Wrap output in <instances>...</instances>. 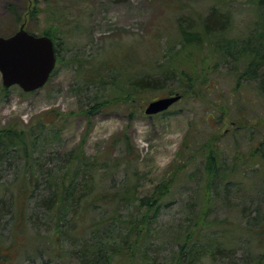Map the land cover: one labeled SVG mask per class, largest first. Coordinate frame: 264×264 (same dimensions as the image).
<instances>
[{
    "label": "rangeland",
    "instance_id": "1",
    "mask_svg": "<svg viewBox=\"0 0 264 264\" xmlns=\"http://www.w3.org/2000/svg\"><path fill=\"white\" fill-rule=\"evenodd\" d=\"M253 1L0 0V36H10L24 26L31 33L51 37L58 50L54 74L43 88L34 92L25 93L18 86L5 89L0 72V129L32 132L36 139L31 145L32 135L26 138L30 149L27 157L10 154L0 163V208L7 214L0 223V246L7 248L13 241L28 243L21 250L27 255L19 256L15 264H77V252H71L79 245V239L72 235L60 236L66 222L75 223V215L56 210L52 213L37 207L36 203L38 198L46 196L55 181L61 186L73 175L82 181L85 173L86 178L92 177L90 187L104 186L112 192L123 188L127 181L132 184L131 192L137 190L138 195L144 196L153 193L157 186L172 184L158 215L151 217L148 237L142 243L141 263L137 260L135 264L176 262L180 243L175 241V235L193 223L203 208L206 194L205 163L199 160L204 152L199 151L195 157L198 160H194L197 163L184 171L181 167L190 151L189 144L186 149L185 143L190 132L201 143H209L215 129L211 122L206 123L208 112L221 113L225 120L220 140L224 168L231 169L234 158H239L238 162L244 166L241 176L245 178L240 187L234 184L238 181H232L222 196L223 185L216 188L220 196L214 194V189L212 216L227 219L228 226L232 227H236L240 218L247 221L256 216V209H260V218H263L264 169L259 162L248 159L252 137L247 130L255 124L254 117L249 119L248 115L245 119L243 113L255 110L264 115V96L259 98L255 83L238 86L226 60L221 59L217 69H210L219 53L215 43L209 46L205 42L201 48L204 64L197 69V76L193 75L194 93L185 94L167 112L148 116L145 109L152 101L170 96L171 91L182 92L187 83L178 81V76L165 84V90L137 94L131 102H121L122 96H116L133 77L157 73L167 67L172 55L181 48L180 25H197L214 10L213 14L220 15L229 29V36L244 34L256 21ZM124 58L131 60V69H122ZM119 67L115 86L104 75ZM93 71L98 77L91 81ZM200 71L207 77L200 76ZM207 78H218L220 83L217 90L211 91L259 101L244 111L242 104L240 109L217 105L207 94L209 90L205 87L209 83L204 81ZM199 79L201 84L197 83ZM76 150L77 154L83 153L82 160L88 166L79 159L72 163L66 159ZM49 170H52V179L47 177ZM223 180L226 184V179ZM239 189L250 200L244 199L245 193ZM23 191H29L26 193L29 199L27 217L21 219L19 212L23 214L25 203L24 207L19 203V195ZM107 210L112 213V206ZM105 214L108 213L96 209L84 216V221L90 223ZM131 214L138 215L131 205L123 204L119 211L121 218ZM217 230L208 229L206 237H212ZM231 235L236 245L230 246L216 264H240L252 256L248 245L251 239L241 240L238 234ZM124 259H116L113 264H126ZM196 262L214 264L204 255H199Z\"/></svg>",
    "mask_w": 264,
    "mask_h": 264
},
{
    "label": "trees",
    "instance_id": "2",
    "mask_svg": "<svg viewBox=\"0 0 264 264\" xmlns=\"http://www.w3.org/2000/svg\"><path fill=\"white\" fill-rule=\"evenodd\" d=\"M253 4L256 8V21L252 23V26L248 28L244 34L239 37H231L228 34L229 29L225 28L223 20L220 15H215L214 10L197 25H190L188 27L179 26V37L181 48L172 55V59L169 61L167 67L164 70H159L157 73L146 74L141 77H133L126 88H121L120 92L116 95L117 97L122 96L121 102L134 101L137 94L149 93V92H161L166 89L168 81H173L175 76H178L181 83H187L182 92L179 93L182 98L187 93H194V85H196L193 75L197 76V69H200L203 65L204 58L201 57L202 46L207 42L210 44L215 43L217 51V60L213 61L212 68L217 69L220 66L221 59L226 60L231 66L230 71L233 72V76H236V84L241 86L243 83L252 82L257 85L259 98L264 96V0H254ZM201 19V18H200ZM55 42V41H54ZM56 45V43H55ZM56 48V46H55ZM58 53V50L56 49ZM224 54V55H223ZM221 56V57H218ZM130 59L124 58L122 69L125 71L129 70L133 66ZM118 69L112 68V71L108 76L110 82L116 86L115 77ZM114 70V71H113ZM121 70V69H120ZM90 75V74H89ZM200 76L206 78L203 72L200 71ZM94 77H98L96 72H91L90 80H94ZM198 79V78H197ZM208 79V78H207ZM200 79L197 80L198 84H201ZM209 85H206L208 96H211L213 103L217 105H227L234 109H240L239 105L242 104L243 111L247 109V106H253L257 103V100L252 99L248 96H237L233 93L218 94L216 91L219 88L218 78L213 80L208 79ZM95 83V82H93ZM103 83V82H102ZM193 83V85H192ZM127 92L128 94L124 95ZM171 95L173 91L170 92ZM170 95V96H171ZM114 96V97H116ZM121 99V98H120ZM133 99V100H132ZM264 99V97H263ZM259 101V100H258ZM222 102V103H221ZM252 110H245L243 118L249 115V119H252L255 125L248 128V134L251 135V144L248 146L251 150V157L248 159H254L259 162L264 169V115ZM255 115V116H254ZM206 123L209 122L215 129L214 135H211L209 143H201L195 134L190 132L187 136L185 148H188L189 152L184 161V166L181 168L185 171L190 169V166L196 164L195 158L199 151H203L204 155L199 159L204 160L205 166L203 169L204 182V204L203 208L200 209L196 214L193 223L187 224V229L177 235H175V241H179L180 249L176 262L171 264H196L197 257L204 255L209 258L210 262L216 264L221 258H224L225 251L230 249V246H235L232 243V235H239V238L248 239V245L251 252V257L243 260L240 264H264V216L260 218V209H256V216H252L249 220L240 218L239 222L236 223V227L228 226L227 219L219 220L216 216L213 217L211 214L212 199L211 196L214 194L220 196V192L216 190L221 185L224 187L221 189L222 193H227L229 184L232 181H238L234 184L240 187L245 181L241 173L244 172V166L239 158H234V165L231 169L224 168L225 157L222 154L221 138V125L225 123L223 114H215L214 112H208ZM215 122V125L212 123ZM42 129V125L38 126ZM32 132H26L24 130H17L13 128H2L0 129V163L10 154L27 157L29 154V147L26 142L32 134ZM257 140V141H255ZM31 145H34L36 141L35 136L32 135ZM217 142V144H216ZM219 142V143H218ZM249 143V145H250ZM206 145V146H205ZM199 149V150H198ZM208 150L207 152H205ZM240 152V151H239ZM81 152L77 154L72 153L67 155V160L72 163L75 160L84 162L88 166V162L82 160ZM247 158V157H246ZM195 160V161H194ZM122 162L118 165L121 166ZM183 164V162H182ZM106 165V164H104ZM110 165L108 164V167ZM106 167V169H108ZM179 168V169H181ZM91 170V169H90ZM92 171V170H91ZM47 177L52 179V170L47 172ZM221 173V175H220ZM88 175L85 173L81 179L78 177H70L69 180L61 183V186L55 181L52 187L48 190L46 196L38 198L36 206L46 209L54 213L69 212L75 215V223L66 222L65 229L61 230V237L72 235L79 239V245L77 248L72 250L71 253L76 251L77 264H113L118 260H123L126 264H135L142 254L143 242L146 241L149 234V225L152 216H157L159 210L170 194L171 186L162 185L157 186L153 193L149 195H138L137 190L131 192L132 184L127 181L123 185V188L108 191L104 186L94 189L90 187L89 183L92 182V177L86 178ZM221 176V181H220ZM240 178V179H238ZM226 179V184L222 183ZM264 182V181H263ZM135 187V186H133ZM37 188V187H35ZM105 188V189H104ZM239 191H244L239 189ZM29 191H26L28 193ZM21 193V201L19 203L25 209L23 214L19 212L21 219L26 216V204L29 199L27 194ZM110 195H109V194ZM245 193V191H244ZM27 197V198H26ZM244 199H249V195L245 193ZM11 203L13 199H10ZM225 201V198L224 200ZM9 202V204H11ZM18 204V203H17ZM132 206L136 209L138 215H129L121 218L119 211L122 205ZM8 205V203H7ZM128 205V206H127ZM10 206V205H9ZM112 206L113 212L109 214L107 207ZM12 208V205H11ZM0 208V223L5 220L7 214ZM96 209L103 210L108 214L100 215L95 217L90 223H85L84 216H88L90 211H96ZM13 210V208H12ZM11 212L9 211V214ZM98 215V214H97ZM155 216V217H156ZM27 217V216H26ZM57 217H60L58 215ZM58 228H60L58 226ZM217 228L214 231L213 236L206 237V231ZM234 228V229H233ZM119 229V230H118ZM21 234V233H19ZM233 235V236H234ZM28 243L13 241L7 248L0 246V264H15V260L22 256L27 255L23 247ZM254 250V251H253ZM147 264V263H146ZM155 264H165L155 263ZM234 264H238L235 263Z\"/></svg>",
    "mask_w": 264,
    "mask_h": 264
},
{
    "label": "water",
    "instance_id": "3",
    "mask_svg": "<svg viewBox=\"0 0 264 264\" xmlns=\"http://www.w3.org/2000/svg\"><path fill=\"white\" fill-rule=\"evenodd\" d=\"M57 64L54 41L48 36H37L21 26L10 37H0V71L3 87L19 86L25 93L43 88ZM179 94L152 101L145 114L153 116L167 111L180 101Z\"/></svg>",
    "mask_w": 264,
    "mask_h": 264
}]
</instances>
